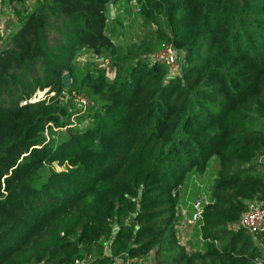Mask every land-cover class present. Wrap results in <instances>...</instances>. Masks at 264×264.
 I'll return each mask as SVG.
<instances>
[{"label":"trees","instance_id":"obj_1","mask_svg":"<svg viewBox=\"0 0 264 264\" xmlns=\"http://www.w3.org/2000/svg\"><path fill=\"white\" fill-rule=\"evenodd\" d=\"M27 1L9 0L20 26L0 49V264L264 259V232L229 226L264 201V0H138L157 29L123 46L117 0ZM166 45L177 70L153 58ZM212 169L204 244L173 250L179 188Z\"/></svg>","mask_w":264,"mask_h":264},{"label":"rangeland","instance_id":"obj_2","mask_svg":"<svg viewBox=\"0 0 264 264\" xmlns=\"http://www.w3.org/2000/svg\"><path fill=\"white\" fill-rule=\"evenodd\" d=\"M1 1V0H0ZM2 2V1H1ZM37 2V0H28L29 9L33 7ZM117 6V10H115V16L118 17L119 23L123 24L125 27L124 32L121 35H118V39L120 40V46L128 45L132 43H140L147 35L154 32L157 29V26L153 23L147 22L142 15L137 11L139 4L138 0H117L113 3ZM13 7V8H12ZM114 7V6H113ZM14 5L11 4L7 10H5L6 15H9L14 11ZM10 9V10H9ZM26 13V12H25ZM24 13V14H25ZM108 15L111 16V11L108 12ZM118 34H120L118 32ZM121 36V37H120ZM4 43V42H3ZM125 43V44H123ZM79 61L85 64L92 63V69H95V66L99 68L106 69L107 77L109 80H115V77L118 72V68L112 64L111 59H106L103 65H100L97 58L93 57L92 53H86L85 51L81 52L79 55ZM118 76V75H117ZM65 120V119H63ZM74 124H78L75 122ZM73 124V125H74ZM73 125H71L73 127ZM52 136V135H51ZM55 141L61 140L67 136L66 128L63 127L54 134ZM53 136V137H54ZM49 140L50 135L46 136ZM217 172L212 169L204 173L203 180L197 181L198 184L195 182L187 183L183 187H180V205L177 207V216L180 218V221L175 222V228L177 230V235L180 234L181 238L179 237L178 245H172L173 250H180V248H184L186 252L193 253L202 248L204 244V237L201 234L202 222L199 219H196L194 216L196 213L202 211L201 207L205 204L211 197V193L217 186L218 176L216 175ZM161 184V183H160ZM165 184V183H162ZM159 190V189H158ZM198 194V195H197ZM157 198L163 200V204H168L166 200L169 199V195L167 194V190H160V194ZM200 205V208L197 205ZM156 208V207H154ZM230 214V213H229ZM167 227L169 224L166 225ZM229 226L237 230L240 226V222L231 223ZM171 227V226H169ZM164 234H169V231H166ZM176 235V237H177ZM161 238L163 236H160ZM173 236L171 235V240H173ZM222 240H218L216 243L217 245L221 244ZM155 255V251L149 252L144 257L140 258V261L136 263L134 260H127L124 261L123 264H150L153 261V256ZM214 259L206 258L205 260L199 259L193 261L191 264H213ZM117 264H121L118 262ZM248 264H256L255 261H250Z\"/></svg>","mask_w":264,"mask_h":264},{"label":"built area","instance_id":"obj_3","mask_svg":"<svg viewBox=\"0 0 264 264\" xmlns=\"http://www.w3.org/2000/svg\"><path fill=\"white\" fill-rule=\"evenodd\" d=\"M140 9L138 8L137 11ZM153 58L156 61L166 63L170 66L171 70L178 68V53L172 45H166L158 49ZM73 100L78 104V107L83 112H86L89 107H95L96 103L91 100L86 94H75ZM200 208V205H197ZM196 219L200 218V213L194 216ZM240 225L251 233L264 232V201H254L250 203L246 212L243 213ZM256 264H264V259L256 262Z\"/></svg>","mask_w":264,"mask_h":264},{"label":"crops","instance_id":"obj_4","mask_svg":"<svg viewBox=\"0 0 264 264\" xmlns=\"http://www.w3.org/2000/svg\"><path fill=\"white\" fill-rule=\"evenodd\" d=\"M1 1H0V49H2L6 45L11 34L14 31H16L20 26V21L16 15V13L13 14V12H12L11 14L9 13V15H6V13H5V10H7L8 7H10V5H11L9 0H1ZM113 3H115V1ZM113 3L111 5V9H112L111 16L113 19H116L115 10H117L118 5L115 6ZM27 5H28V1H27ZM33 5H35V4H33ZM28 8H29V6H27V9ZM27 9L24 11L26 12ZM31 9H32V7H31ZM124 261H125V259L122 260L120 263L123 264Z\"/></svg>","mask_w":264,"mask_h":264},{"label":"water","instance_id":"obj_5","mask_svg":"<svg viewBox=\"0 0 264 264\" xmlns=\"http://www.w3.org/2000/svg\"><path fill=\"white\" fill-rule=\"evenodd\" d=\"M97 53H99V52L97 51ZM71 83H72L71 74L69 72H67L64 74V84L66 87H68V86H70Z\"/></svg>","mask_w":264,"mask_h":264}]
</instances>
